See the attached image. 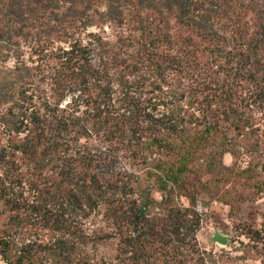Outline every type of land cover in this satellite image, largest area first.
Returning <instances> with one entry per match:
<instances>
[{"label": "trees", "instance_id": "trees-1", "mask_svg": "<svg viewBox=\"0 0 264 264\" xmlns=\"http://www.w3.org/2000/svg\"><path fill=\"white\" fill-rule=\"evenodd\" d=\"M127 1L135 10L155 7L152 0H0V253L6 264H205L194 211L170 205L151 211L156 201L139 177L113 161L123 147L129 151L143 166L144 180L165 193L159 205H167L218 125L251 124L227 97L213 122L185 135L176 94L164 81L167 61L158 59L166 53L175 61L179 51L204 54L214 73L252 82L242 101L261 106L264 0H161L160 12H174L176 33L153 30V41L133 62L113 53L109 59L99 34H81L100 18L121 22ZM170 43L180 50L168 53ZM26 45L33 65L24 59ZM229 45L238 52L228 54ZM53 59L59 69L47 73ZM112 67L127 94L116 108ZM145 69L153 73L145 92L154 100L143 106L125 79ZM223 88L229 96V85ZM69 92L78 93L74 102L60 107ZM79 105L82 114H76ZM99 129L110 142L104 151L88 146ZM219 137L232 139L227 131ZM99 222L100 230L93 227Z\"/></svg>", "mask_w": 264, "mask_h": 264}, {"label": "rangeland", "instance_id": "rangeland-1", "mask_svg": "<svg viewBox=\"0 0 264 264\" xmlns=\"http://www.w3.org/2000/svg\"><path fill=\"white\" fill-rule=\"evenodd\" d=\"M152 1L155 4L154 8L142 5L137 10L131 5L132 2L127 1L119 15L121 22L100 18L97 23L85 26L81 34L84 35L86 32L99 34L107 42L108 52L104 54L109 59L113 53L116 58H125L127 62H133L142 51V45L153 41L151 37L153 30H163L167 27L166 30L170 33H176L174 12L169 13L163 7L160 12L161 0ZM103 8L104 6L100 10ZM172 10L175 11V8ZM61 45L66 46L63 42ZM24 49L26 50L24 59L29 61V47L26 45ZM237 49L230 45L225 47V51L230 55L237 53ZM178 50H180L178 46L170 43L167 52L176 53ZM162 54L164 57H160L158 61L162 64L167 61L164 81L176 94L175 113L183 117L180 127L183 126L181 129L186 132L185 135H192L204 129L206 123L213 122L214 112L222 108L221 104H225L227 97L239 105V113L243 112L251 124L239 126V129L228 128L224 123L218 125L220 128H217L219 129L216 131L217 136L208 140L202 152H195L183 187L174 189L171 199L166 202L167 205H159L165 193L157 189L153 181L147 183L144 180L143 166L139 162V164L133 162L129 151H125L124 147L118 152L113 161L114 165L118 164L128 173L139 177L140 188H145L149 197L156 201L151 211L165 212L163 210L169 205L189 207L194 211L199 219L196 242L199 251L203 252L201 255L205 264H264V102L261 106L253 103L246 105L242 98L248 96L252 82L243 80L237 84L227 75L214 73L213 67L206 61L210 59L204 54L191 57L186 55V52L179 51L174 55L175 61L170 59L172 55H167L169 57L167 58L166 53ZM13 60L14 58L8 61L10 66ZM58 61L51 60L49 66H45V71L50 73L59 69ZM29 63L33 65L36 62ZM143 72L144 74L132 71V74H126L125 80L130 82L131 88L128 91L133 92L132 97L140 99L141 104L145 106L154 100L150 93L145 92V88L150 86L149 80L153 78V73L147 69ZM108 74L114 79L111 98L113 102L115 101L116 108L118 102H122L120 97L126 94L125 85L118 81L119 69L112 67ZM228 85L229 96L223 88ZM41 86L47 94L51 93L48 80L41 82ZM77 94L67 93L60 101V107L72 105ZM245 100L250 102V99ZM159 106L164 108L162 105ZM78 110L76 114H82L84 107L79 105ZM225 131L232 139L222 142L219 135ZM101 133L102 130L99 129L89 139L90 148L96 150L101 148L104 151L110 146V142H104ZM173 141L178 144L174 137ZM121 147L119 145V148ZM156 154L157 152L151 155ZM103 223L99 222L93 227L99 229ZM214 228L227 236L225 245L211 241ZM108 252L112 254L114 250L109 249ZM0 264H6L1 259V253Z\"/></svg>", "mask_w": 264, "mask_h": 264}, {"label": "water", "instance_id": "water-1", "mask_svg": "<svg viewBox=\"0 0 264 264\" xmlns=\"http://www.w3.org/2000/svg\"><path fill=\"white\" fill-rule=\"evenodd\" d=\"M212 242H217L219 244L225 245L227 243V236L219 231V229L214 228L213 235L211 237Z\"/></svg>", "mask_w": 264, "mask_h": 264}]
</instances>
